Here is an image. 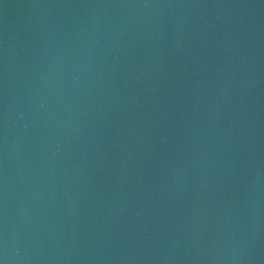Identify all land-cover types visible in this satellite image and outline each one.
<instances>
[{"label": "water", "instance_id": "obj_1", "mask_svg": "<svg viewBox=\"0 0 264 264\" xmlns=\"http://www.w3.org/2000/svg\"><path fill=\"white\" fill-rule=\"evenodd\" d=\"M0 264H264V0H0Z\"/></svg>", "mask_w": 264, "mask_h": 264}]
</instances>
